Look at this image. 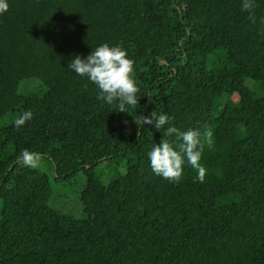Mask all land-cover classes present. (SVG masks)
I'll list each match as a JSON object with an SVG mask.
<instances>
[{"label":"trees","instance_id":"trees-1","mask_svg":"<svg viewBox=\"0 0 264 264\" xmlns=\"http://www.w3.org/2000/svg\"><path fill=\"white\" fill-rule=\"evenodd\" d=\"M241 3L8 0L0 264H264V0L255 25ZM103 44L135 62L139 103L127 112L98 100L97 87L69 69ZM29 82L35 88H23ZM25 111L33 118L17 129ZM154 111L182 132L213 130L203 183L187 161L179 183L154 174L148 153L169 125L135 122ZM167 139L178 150L180 141ZM25 149L50 173L18 164ZM79 176L74 217L51 201L54 184L74 189Z\"/></svg>","mask_w":264,"mask_h":264},{"label":"clouds","instance_id":"clouds-1","mask_svg":"<svg viewBox=\"0 0 264 264\" xmlns=\"http://www.w3.org/2000/svg\"><path fill=\"white\" fill-rule=\"evenodd\" d=\"M258 7L256 0H242L241 11L247 12V19L251 24L257 23L255 9ZM9 10L8 0H0V15ZM262 34H264V19H261ZM134 60L128 58V53L121 46L110 47L103 44L92 51L86 58L76 56L69 64V69L79 77H86L99 90L97 99L108 105L115 104L119 112H127L128 107L135 108L139 103L137 94L139 88L134 78ZM85 90L87 85L84 86ZM33 118L31 111L23 112L14 119V126L19 129ZM174 117L167 114H157L155 111L150 116H139L136 124L143 128L152 125L156 129L165 128L164 138L160 145H154L148 153L150 167L154 174L170 182L179 183L183 177L185 161L197 172L196 180L203 183L206 168L201 165L202 153L207 148L213 147V130L205 125L204 130L189 129L182 132L177 127L171 126ZM175 138L180 141L178 150H175L170 140ZM167 137V138H165ZM42 156L39 152L23 150L17 157V163L29 169L41 167Z\"/></svg>","mask_w":264,"mask_h":264},{"label":"rangeland","instance_id":"rangeland-1","mask_svg":"<svg viewBox=\"0 0 264 264\" xmlns=\"http://www.w3.org/2000/svg\"><path fill=\"white\" fill-rule=\"evenodd\" d=\"M26 82V81H25ZM35 88V83L29 82L23 84V88L32 89ZM41 171L50 173L51 166L47 163L46 160L41 162ZM102 169V168H101ZM74 189L68 190L62 185L54 184V199L51 201L52 207L60 210L63 213L73 215L74 217H80L82 213V208L78 200L79 192L84 186V180L81 176L78 177V182L76 183ZM72 190V192H71Z\"/></svg>","mask_w":264,"mask_h":264}]
</instances>
